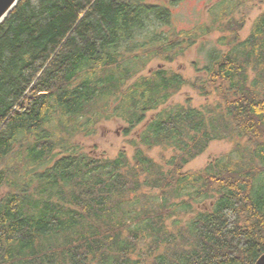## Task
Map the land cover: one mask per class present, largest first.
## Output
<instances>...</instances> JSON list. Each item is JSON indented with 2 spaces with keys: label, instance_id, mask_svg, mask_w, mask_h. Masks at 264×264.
Returning <instances> with one entry per match:
<instances>
[{
  "label": "trees",
  "instance_id": "1",
  "mask_svg": "<svg viewBox=\"0 0 264 264\" xmlns=\"http://www.w3.org/2000/svg\"><path fill=\"white\" fill-rule=\"evenodd\" d=\"M159 2L20 0L0 24V264H254L264 252V9L241 39L245 0H218L186 33ZM214 29L233 42L205 48L197 83L220 102L167 104L192 82L141 72ZM147 111L132 155L76 141L113 116L127 134ZM219 139L226 155L185 170ZM156 146L174 154L161 164Z\"/></svg>",
  "mask_w": 264,
  "mask_h": 264
},
{
  "label": "rangeland",
  "instance_id": "2",
  "mask_svg": "<svg viewBox=\"0 0 264 264\" xmlns=\"http://www.w3.org/2000/svg\"><path fill=\"white\" fill-rule=\"evenodd\" d=\"M149 1H160L168 5L172 13L170 30L172 28L182 33L192 32L194 29L198 30L203 25L209 24L212 19L209 10L218 2V0H178L175 3L172 0ZM263 9L264 0H245L243 4L237 7L236 13H234V20L240 19V14H244L246 17L243 28L238 31L241 39L250 33L253 21ZM232 42L233 35L231 30L225 29L221 31L220 29H214L209 35L198 37L192 43L188 40L183 53L178 52L177 57L172 61H166L161 58L152 59L141 74L148 75L157 68L179 72L192 83L183 85L179 91L172 94L167 104H188L200 109L204 107L210 108L220 102L221 95L219 89L215 86L216 84L208 80L205 82V89L199 90L200 85L197 80L205 76L203 68L207 63L205 48L214 45L222 50H227ZM203 46L204 48H202ZM193 63L196 64L193 65ZM154 114L155 111H147L145 118L127 134H125L124 130L127 125L125 121L119 116H113L111 119L102 120L101 123H98L93 134L84 135L81 133L76 136V141L80 142L85 152L95 157H113L122 149L126 150L128 155H132L133 146L129 144L128 140L137 136L144 123L152 118ZM232 147L233 143L227 139L212 140L202 154L192 159L185 166V170L196 171L202 169L210 161L226 155ZM148 153L157 162L164 164L174 154V150L168 147L156 146L149 150ZM209 205L210 200H205L196 204V207L207 208ZM190 216L191 213L184 217L183 220ZM168 225L172 228L171 220L168 221ZM141 250L143 252L146 251L144 244H141Z\"/></svg>",
  "mask_w": 264,
  "mask_h": 264
},
{
  "label": "water",
  "instance_id": "3",
  "mask_svg": "<svg viewBox=\"0 0 264 264\" xmlns=\"http://www.w3.org/2000/svg\"><path fill=\"white\" fill-rule=\"evenodd\" d=\"M20 0H0V24L15 8ZM254 264H264V252L259 256Z\"/></svg>",
  "mask_w": 264,
  "mask_h": 264
}]
</instances>
